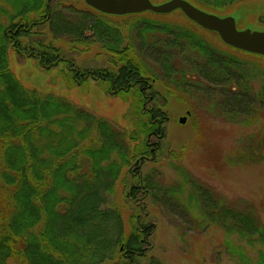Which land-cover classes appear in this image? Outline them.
<instances>
[{"label": "trees", "instance_id": "16d2710c", "mask_svg": "<svg viewBox=\"0 0 264 264\" xmlns=\"http://www.w3.org/2000/svg\"><path fill=\"white\" fill-rule=\"evenodd\" d=\"M77 1L0 0V264H154L142 262L152 225L133 222L124 232L120 212L106 205L123 170L129 192L148 193L154 187L138 170L152 156L150 149L160 146L151 138L165 134V97L153 82H162L179 100L193 90L210 96L228 121L251 125L264 119V57L222 42L216 46L189 25L151 17L160 14L111 16L85 4L79 8ZM188 1L220 12L243 0ZM112 17L126 18L125 24ZM148 35L162 75L139 56ZM61 37L98 44L110 56V66L80 69L52 43ZM10 51L32 58L43 70L58 68L70 86L91 79L104 93L130 96L124 124L114 126L63 97L25 87L10 68ZM188 53L194 58L182 57ZM174 55L184 58V67L172 60ZM181 152L171 156L177 160ZM233 159L252 165L264 154L257 143ZM184 181L191 183L205 223L218 225L227 238L237 236L248 248L257 246L251 264H264V224L255 205L226 203L207 186ZM231 245L230 254L249 260L244 246Z\"/></svg>", "mask_w": 264, "mask_h": 264}, {"label": "rangeland", "instance_id": "374dc122", "mask_svg": "<svg viewBox=\"0 0 264 264\" xmlns=\"http://www.w3.org/2000/svg\"><path fill=\"white\" fill-rule=\"evenodd\" d=\"M150 1L160 4L166 0ZM75 3L77 7L85 8L83 0ZM220 12L215 13L220 16H233L240 30L264 29V21L260 19L264 14V0L239 1L232 8ZM154 16L172 25H189L197 32L200 31L207 41L221 46L216 34L197 28L178 10L164 15H151ZM111 19L120 21L121 24H125L121 20H126L113 17ZM155 35L165 38L163 35ZM138 37L141 40V36ZM151 40L153 38L148 35L139 49V56L155 72L162 75L160 57L155 59L148 47ZM52 43L74 59L75 66L80 69L110 66V56L98 44L85 46L69 42L66 37L55 39ZM188 56L182 55L186 59L194 58L193 54L188 53ZM8 58L11 70L25 87L63 97L108 120L114 126L115 123L124 124L130 96L122 99L120 95L104 93L102 87L91 79L80 86H70L59 74L58 68L43 70L32 58L17 56L13 51L9 52ZM176 58L179 60L178 64L184 67V58L174 55L172 60ZM253 75V84L258 85L259 80L256 79L259 77L255 78L254 71ZM153 86L161 97H165V104L162 105V110L167 112L165 134L160 140L151 138V141H160V146L138 170L142 174H148L154 187L148 193L137 191L132 194L128 190L130 178L125 174L126 170H123L116 180L113 193L107 198L106 205L115 207L120 212L124 232L130 231L133 222L152 225L151 232L142 245L147 253V257L142 260L144 263L147 260H152L154 264L253 263L259 248H248L235 235L227 238L218 225L206 224L207 220L200 216L203 213L202 208L194 202L196 193L191 183L184 180L207 186L226 203L237 204L241 208H244V201L253 203L264 224V160L251 163L252 165L233 163L234 155L240 151L245 152L251 144L258 143L264 154V143L261 141L264 139V119H258L251 125L231 122L213 106L210 96L202 92H187L188 99L179 100L175 95H168L162 82H153ZM186 111L190 114L187 115ZM183 116L186 121L179 123V118ZM254 140L257 142L252 143ZM182 148L179 159L175 160L171 153ZM230 242L234 246L245 247V254L249 259L247 262L240 261L236 254L229 253L230 247L227 246Z\"/></svg>", "mask_w": 264, "mask_h": 264}, {"label": "water", "instance_id": "95a60500", "mask_svg": "<svg viewBox=\"0 0 264 264\" xmlns=\"http://www.w3.org/2000/svg\"><path fill=\"white\" fill-rule=\"evenodd\" d=\"M84 4L97 12L111 16H124L152 12L169 14L179 10L196 26L217 34L222 43L234 49L264 57V29H238L236 19L231 15L220 16L203 10L188 0H166L153 4L150 0H83ZM188 115L189 112L187 111ZM184 123L186 117H180Z\"/></svg>", "mask_w": 264, "mask_h": 264}, {"label": "flooded vegetation", "instance_id": "af4514ba", "mask_svg": "<svg viewBox=\"0 0 264 264\" xmlns=\"http://www.w3.org/2000/svg\"><path fill=\"white\" fill-rule=\"evenodd\" d=\"M150 152L153 154V150L152 149H150Z\"/></svg>", "mask_w": 264, "mask_h": 264}]
</instances>
